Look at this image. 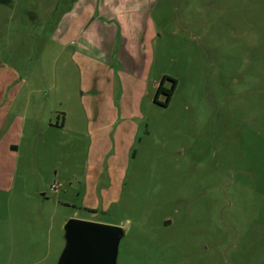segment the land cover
<instances>
[{
    "label": "rangeland",
    "instance_id": "obj_1",
    "mask_svg": "<svg viewBox=\"0 0 264 264\" xmlns=\"http://www.w3.org/2000/svg\"><path fill=\"white\" fill-rule=\"evenodd\" d=\"M3 1L0 264H58L71 220L124 229L116 264H264V0H122L102 48L94 0Z\"/></svg>",
    "mask_w": 264,
    "mask_h": 264
},
{
    "label": "water",
    "instance_id": "obj_2",
    "mask_svg": "<svg viewBox=\"0 0 264 264\" xmlns=\"http://www.w3.org/2000/svg\"><path fill=\"white\" fill-rule=\"evenodd\" d=\"M124 229L81 220L66 225V247L58 264H116Z\"/></svg>",
    "mask_w": 264,
    "mask_h": 264
},
{
    "label": "crops",
    "instance_id": "obj_3",
    "mask_svg": "<svg viewBox=\"0 0 264 264\" xmlns=\"http://www.w3.org/2000/svg\"><path fill=\"white\" fill-rule=\"evenodd\" d=\"M76 1H80V0H76ZM93 1L91 0V3ZM94 5L98 7V11L101 10V6H105L109 8L108 12H104V13H100L98 18H95L92 16V18H90L89 22L87 23V26L81 28V32H78L77 35L82 37L81 40V45L84 46H94L95 48H97L98 46H100L102 48V46L104 47V45H109V43L111 42V40L115 39L116 40L120 37L123 38L126 35V30L129 29V27L126 28V22L122 23V20H124V17H120L123 12V5H124V1L122 0H94ZM135 5L137 4V2L135 1L134 3ZM100 12V11H99ZM142 12L140 10H134V11H128L126 12V14L128 15H135V16H139L140 13ZM131 13V14H130ZM103 17H106V21H107V25H103L102 22H98L96 21L97 19H103ZM146 20H148V22L150 21V25L151 28H154V24L152 22V20L149 17H146ZM114 21L117 23V26H115ZM97 22V23H96ZM97 24H100L97 26ZM105 24V23H104ZM123 25V27L121 26ZM92 26V27H91ZM70 27V31H71ZM84 29V30H83ZM150 29V27L148 28V30ZM150 36H148L146 34V37H151L155 38L156 36V32H151V30H149V32H147ZM76 35V36H77ZM155 35V36H154ZM102 52V51H101ZM112 52H114L113 49L110 50V52L108 51V49L104 52H102L103 55H106L108 58L109 56L112 54ZM134 53V52H133ZM130 53L129 55H132V57H134V54ZM127 71H124L123 74L126 75ZM133 74H131V76L127 77L130 79V81L134 82L138 79H142L141 75H138L139 72L136 71V69H133ZM136 95V94H135ZM134 114V113H133ZM133 114H131V112H129L127 110V114L125 116V119H133ZM127 117V118H126ZM11 149H15V146H11Z\"/></svg>",
    "mask_w": 264,
    "mask_h": 264
},
{
    "label": "trees",
    "instance_id": "obj_4",
    "mask_svg": "<svg viewBox=\"0 0 264 264\" xmlns=\"http://www.w3.org/2000/svg\"><path fill=\"white\" fill-rule=\"evenodd\" d=\"M0 2H5L3 0H1ZM166 82H170L171 83V87L170 88H167L165 85H166ZM177 85H178V82L177 80H175L174 78H171L169 76H164L163 79L161 80L160 84H159V87L157 89V93H156V96H155V102H158L159 101V97L161 95H165L166 96V102L165 103H161V105L167 107L169 106L174 94H175V91H176V88H177Z\"/></svg>",
    "mask_w": 264,
    "mask_h": 264
}]
</instances>
